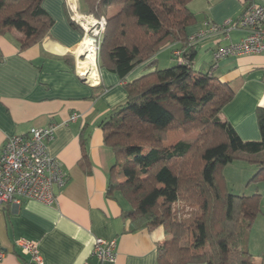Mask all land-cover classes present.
<instances>
[{
    "label": "trees",
    "instance_id": "16d2710c",
    "mask_svg": "<svg viewBox=\"0 0 264 264\" xmlns=\"http://www.w3.org/2000/svg\"><path fill=\"white\" fill-rule=\"evenodd\" d=\"M189 1L82 0L86 14L106 20L97 70L116 75L126 92L123 104L101 124L113 155L107 193L128 204L129 232L163 227L167 240L156 248L158 264H251L249 236L262 213L261 196L231 194L223 170L232 162L252 165L256 173L249 182L264 183V108L256 109L259 141L241 140L221 120L234 93L212 76L214 66L206 73L192 69L197 43L186 33L195 23ZM41 2L0 0V34L27 26L22 48L41 43L53 26ZM115 7L118 12L109 15ZM173 44L183 62L172 54L176 65L159 70L153 58ZM147 62L153 72L126 81ZM175 131L196 136L164 147ZM80 143L86 161L84 140Z\"/></svg>",
    "mask_w": 264,
    "mask_h": 264
},
{
    "label": "crops",
    "instance_id": "0c3cea01",
    "mask_svg": "<svg viewBox=\"0 0 264 264\" xmlns=\"http://www.w3.org/2000/svg\"><path fill=\"white\" fill-rule=\"evenodd\" d=\"M252 1L264 4V0H190L187 8L195 23L187 28V36L207 31L206 22H235ZM77 4L85 14L82 0ZM41 6L53 20L48 37L41 43L22 48L30 33L27 26L0 34V148L8 137L27 136L34 129L54 126L48 153L62 166L66 184L55 190L56 202L51 206L30 200L0 206V264L30 263L15 244L20 239L37 242L43 264H99L91 257L96 239L115 241L114 262L101 264H158L156 248L167 240L163 227L129 232L125 219L128 204L118 194L107 193L113 155L104 144L101 124L112 109L125 101L123 83L106 69L97 70L93 85L81 82L75 53L77 56L82 31L70 23L64 0H42ZM118 10L109 9V15ZM245 35L240 30L207 34L196 42L192 69L206 73L214 66L212 76L231 87L233 99L219 117L233 127L241 140L251 142L260 140L256 109L264 108V56L226 57L216 64L213 61L217 49L235 44ZM178 48V44L165 46L153 60L157 66H174L172 52ZM148 64L136 67L126 81L153 72L154 68L147 70ZM74 114L77 119L70 121ZM195 136L196 133L170 132L164 147L191 141ZM81 139L86 161L81 160ZM223 172L227 182L232 173H241L237 180L243 191L255 168L232 162ZM262 184V189L257 188L262 213L254 219L249 236V253L255 257L251 264H264Z\"/></svg>",
    "mask_w": 264,
    "mask_h": 264
},
{
    "label": "built area",
    "instance_id": "2783aa9c",
    "mask_svg": "<svg viewBox=\"0 0 264 264\" xmlns=\"http://www.w3.org/2000/svg\"><path fill=\"white\" fill-rule=\"evenodd\" d=\"M68 17L83 33L86 31L83 24L94 21L97 38L105 28L104 18L94 19L92 15H83L78 9V0H64ZM207 31L199 32L189 37V42L194 44L203 39L207 34L224 33L231 30H240L246 33L245 37L235 44L219 48L213 53L216 64L226 57H240L250 55L264 56V4L253 1L245 7L241 16L235 21H226L222 25H213L206 22ZM173 56L178 63H182L180 51H174ZM77 62L78 57L75 54ZM77 68V65H76ZM78 74V71H77ZM79 77L84 82L93 85L85 76ZM77 115H72L70 121H75ZM54 126L34 129L27 136H11L6 139L0 148V206L3 204L19 205L23 201H36L51 206L56 202V189H61L66 184V178L60 163L48 153V142L53 139ZM21 253L30 258L29 264H43L37 249V242L20 239L15 242ZM91 257L99 264L114 262L115 241L96 239ZM3 253L0 252V259ZM89 264V263H85Z\"/></svg>",
    "mask_w": 264,
    "mask_h": 264
},
{
    "label": "bare ground",
    "instance_id": "6f19581e",
    "mask_svg": "<svg viewBox=\"0 0 264 264\" xmlns=\"http://www.w3.org/2000/svg\"><path fill=\"white\" fill-rule=\"evenodd\" d=\"M95 24L96 23L94 21H89L87 24H83L86 34L83 36L82 42L77 52L78 59L76 63L78 68L77 69L78 74L81 76H85L91 82L96 77L95 74L96 41L94 37L97 35V32L96 30H93L95 28ZM81 56L82 59L79 58Z\"/></svg>",
    "mask_w": 264,
    "mask_h": 264
},
{
    "label": "rangeland",
    "instance_id": "374dc122",
    "mask_svg": "<svg viewBox=\"0 0 264 264\" xmlns=\"http://www.w3.org/2000/svg\"><path fill=\"white\" fill-rule=\"evenodd\" d=\"M116 8V7H115ZM81 14H83V15H86V13L84 14V13H82V12H80ZM88 15V14H87ZM93 18L94 19H100V18H95L94 16H93ZM102 18H104V17H102ZM104 20H105V18H104ZM105 22H106V20H105ZM104 30H105V28H104ZM104 30L102 31V33L100 34V36L96 39L97 40V42L99 41V39H100V37H101V35L103 34V32H104ZM82 35H83V33H82ZM82 38H83V36H82ZM92 39V38H91ZM93 40V39H92ZM94 48H95V46H94ZM97 63L95 62V74H96V76H97ZM169 67H171V66H165V65H160V66H157V68H159V70H161V69H166V68H169ZM78 69V68H77ZM96 78V77H95ZM94 80V79H93ZM145 102V100H143L142 101V103H144ZM141 103V104H142ZM236 163H238V162H236ZM255 173H256V171H255ZM255 173L251 176V178H250V180L252 179V177L255 175ZM233 175H232V177H231V180L229 181V182H227L226 181V184H227V189H228V191L231 193V194H234V195H239V196H251V195H253V194H259L260 195V191L257 189V188H263V184L262 183H258V182H247V186L246 185H244V188H243V191H242V189H240V187H239V184H240V182L237 180L238 178H240L241 177V173H232ZM223 175H224V172H223ZM261 185V186H260ZM252 189H254V193H250L251 191H252ZM250 194V195H249ZM258 216H260V215H257V217ZM256 217V218H257ZM255 258V257H254ZM253 258V256L252 257H250L249 258V263H250V261L251 260H253L254 259Z\"/></svg>",
    "mask_w": 264,
    "mask_h": 264
},
{
    "label": "water",
    "instance_id": "95a60500",
    "mask_svg": "<svg viewBox=\"0 0 264 264\" xmlns=\"http://www.w3.org/2000/svg\"><path fill=\"white\" fill-rule=\"evenodd\" d=\"M79 58L82 59V56L79 57ZM78 77H79V76H78ZM79 79L81 80V82L85 83L83 78L79 77Z\"/></svg>",
    "mask_w": 264,
    "mask_h": 264
}]
</instances>
